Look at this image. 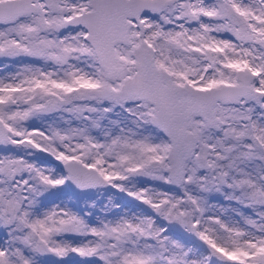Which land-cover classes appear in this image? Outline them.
I'll return each instance as SVG.
<instances>
[{
    "label": "snow or ice",
    "instance_id": "6c2138e0",
    "mask_svg": "<svg viewBox=\"0 0 264 264\" xmlns=\"http://www.w3.org/2000/svg\"><path fill=\"white\" fill-rule=\"evenodd\" d=\"M0 264H264V0H0Z\"/></svg>",
    "mask_w": 264,
    "mask_h": 264
}]
</instances>
